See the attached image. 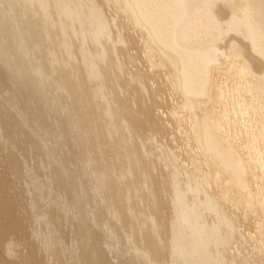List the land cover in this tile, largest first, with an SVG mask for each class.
<instances>
[{"label":"bare ground","instance_id":"bare-ground-1","mask_svg":"<svg viewBox=\"0 0 264 264\" xmlns=\"http://www.w3.org/2000/svg\"><path fill=\"white\" fill-rule=\"evenodd\" d=\"M0 68L4 264H264V0H0Z\"/></svg>","mask_w":264,"mask_h":264},{"label":"water","instance_id":"water-1","mask_svg":"<svg viewBox=\"0 0 264 264\" xmlns=\"http://www.w3.org/2000/svg\"><path fill=\"white\" fill-rule=\"evenodd\" d=\"M0 74H6V73H4V71L0 68ZM6 78H8V76H6ZM12 83H14V82H12ZM0 100L4 102V99L1 96H0ZM9 109H12V107H9ZM23 123H24V121L19 119L17 121L18 128L25 129ZM6 133L12 134L9 130L6 131ZM26 136H27V138L24 140H21L19 143L20 145L24 144L23 145L24 147H21V148H23V150L20 149L18 146L17 153L13 154L16 157V158H14V160L15 161L17 160L18 162H20L19 166H16V168H15L17 175H21L23 173L21 164L29 162V160H28L29 156L28 155L33 154L36 156V153L41 152L40 151L41 147L39 146V144L36 143V141H34V140L32 141L31 137L29 138L28 135H26ZM29 142H31L32 144H29ZM33 149L35 150V153H33ZM29 150L32 152V154L30 153ZM42 161L44 162L42 166H39L38 160H37V164H35V165L32 164L31 171H32V173L34 172L35 174H38V173L45 174L47 177H44L43 180H46L48 183H50L51 187L48 190H44L42 185L37 183L36 187L38 186V191H35V192L42 193L44 191L48 192L49 190H52V195H58L59 193H61L63 195V197H65L64 195H66V194L64 192H57L58 188L63 187V181H62V178L60 177L57 163L47 162V160H42ZM29 166L30 165H28V167ZM42 183H43V181H42ZM59 196H60V198H59ZM59 196H56V200L61 199L62 196L61 195H59ZM110 199L116 206L118 205L119 201L116 198L111 197ZM84 208H87V206L84 205ZM65 210L66 211H64V212H60L59 210H58L59 212H53V213L51 212V213L47 214L46 217H51V218L56 217V219H57L56 221L59 222V224H60L59 227L61 228L62 232H64L63 234H67L69 231V228H71V227L74 228V231H75V227H76L77 230H76V233L74 235L79 234V236L82 239V244L85 246H94L100 252L101 247H103V244H101V241L105 237V231L103 229L102 222L106 217H86V216H82V215L79 216L75 212V209H74L73 213L70 211V209L65 208ZM68 217H72L71 220ZM108 218H110L108 220V222L109 221L112 222V220H113V221H116L119 225L124 223V217H122V216L119 218H116V219L115 218L111 219V217H108ZM122 218H123V221H122ZM70 221H73L75 223L74 224L75 226L69 225ZM147 238L149 239V237H147ZM100 244H101V247H100ZM65 252L68 253V252H72V251H65ZM151 252L153 254V251H151ZM125 254H128V253H125ZM125 254H123L121 256L123 259L126 258V256L128 257V255H125Z\"/></svg>","mask_w":264,"mask_h":264},{"label":"rangeland","instance_id":"rangeland-1","mask_svg":"<svg viewBox=\"0 0 264 264\" xmlns=\"http://www.w3.org/2000/svg\"><path fill=\"white\" fill-rule=\"evenodd\" d=\"M1 132H2V130H0V133H1ZM15 140H17V138H16ZM3 145H4V142H3V140L1 139V140H0V162H1V163H0V175H5L6 178H7L8 180L10 179L8 184L11 185V182H10V181H13V178L11 179L12 176H11L9 173H7V172L5 171V169H4V168L6 167V166H5L6 163H5L4 157H3L2 155H6V151L3 150V148H2ZM38 179H39V178H38ZM40 179H41V177H40ZM13 185H14V184H13ZM13 185H12V186H13ZM15 185H17V184H15ZM13 187H14V186H13ZM12 192H14V190H12ZM22 207H23V205H21V211L23 210ZM19 211H20V210H19ZM18 213H19V212H18ZM22 213H23V212H22ZM22 213H21V214H22ZM19 216H20V214H19ZM3 220H5V217H3L2 215H0V228L2 227ZM2 233H3L2 230H0V235H1ZM14 235H15V234H14ZM1 236H2V235H1ZM16 236H18V235H16ZM17 238H18V239H17ZM146 238H147V236H146ZM16 239L19 240V243H20V241H21L20 238L14 236V240H16ZM17 240H16V241H17ZM17 242H18V241H17ZM16 246L18 247V244H17ZM16 246H15V247H16ZM19 247H20L21 250H22V246L20 245ZM19 247H18V249L16 248L17 250L15 249L17 252H18V250L21 252V250H20ZM22 251H25V250H22ZM20 252H19V255H20ZM21 254H23V252H21ZM1 255H2L3 258L8 259L7 256H6V252H4V251L0 248V264H1V263L4 264L3 261L5 262V260L1 257ZM19 255L16 256V257H18L17 260H18V259L20 258V256H21V255H20V256H19ZM23 255H24V254H23ZM125 255H128V254H125ZM21 258H23V257L21 256ZM10 259H11L10 261H12V263L14 262V264H15L16 262L18 263L19 260L21 261V259H19L18 261H16V260H14L15 258H13V257H11ZM13 260H14V261H13ZM12 263H11V264H12ZM20 263H21V262H20ZM20 263H18V264H20ZM22 263H23V261H22ZM23 264H24V263H23Z\"/></svg>","mask_w":264,"mask_h":264}]
</instances>
